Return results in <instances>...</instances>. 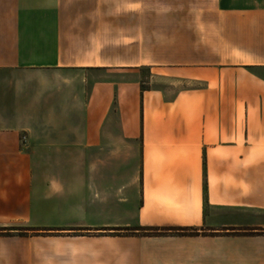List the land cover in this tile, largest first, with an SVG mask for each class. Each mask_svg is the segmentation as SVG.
I'll return each instance as SVG.
<instances>
[{
	"label": "crops",
	"instance_id": "crops-1",
	"mask_svg": "<svg viewBox=\"0 0 264 264\" xmlns=\"http://www.w3.org/2000/svg\"><path fill=\"white\" fill-rule=\"evenodd\" d=\"M0 264H264V0H0Z\"/></svg>",
	"mask_w": 264,
	"mask_h": 264
}]
</instances>
